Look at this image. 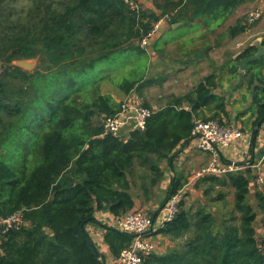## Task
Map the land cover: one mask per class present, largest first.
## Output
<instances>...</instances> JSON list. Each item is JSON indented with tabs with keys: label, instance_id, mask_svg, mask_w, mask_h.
Wrapping results in <instances>:
<instances>
[{
	"label": "trees",
	"instance_id": "trees-1",
	"mask_svg": "<svg viewBox=\"0 0 264 264\" xmlns=\"http://www.w3.org/2000/svg\"><path fill=\"white\" fill-rule=\"evenodd\" d=\"M151 1L155 11L132 8L125 0H0V219L21 215L19 223L0 228V264H106L84 229L97 224V212L121 217L138 209L139 201L153 203L167 168L174 173L171 184L159 209L149 214L155 222L170 199L180 195L174 217L158 230L174 246L147 255L142 264H264V219L259 232L257 213L248 203L251 170L209 175L194 184L205 185L212 202L225 200L224 190L232 189L231 218H217L205 206L183 199L188 178L177 172L176 155L192 139L199 113L211 110L203 121L230 119L225 94L216 93L221 84L216 73L191 91L171 96L158 110L144 104L153 110L146 129L127 138L104 134V118L120 108L111 95L100 93L111 77L103 73L94 79L87 88L93 91L91 101L83 99L87 91L73 89L99 62L119 52L144 53L139 43L161 19L167 17L170 27L199 19L207 27L221 25L251 0ZM250 28L238 19L227 33L234 39ZM255 53V46L247 47L221 72L236 78V62ZM38 57L41 68L32 72L14 65ZM263 64L264 56L251 63L236 87L246 85L252 94L253 143L264 123V75L251 71ZM143 74L118 88L125 96L142 91L151 84ZM255 79L259 85L252 93ZM56 82L59 88L53 89ZM256 197L264 213V196L257 192ZM102 228L114 258L131 246L132 235Z\"/></svg>",
	"mask_w": 264,
	"mask_h": 264
},
{
	"label": "crops",
	"instance_id": "crops-1",
	"mask_svg": "<svg viewBox=\"0 0 264 264\" xmlns=\"http://www.w3.org/2000/svg\"><path fill=\"white\" fill-rule=\"evenodd\" d=\"M138 5H140L143 10L155 11L153 2L151 0H138ZM263 23L260 25L259 31L255 33L256 38L250 41L249 46H254L255 42L258 40L260 41V43H262V40L264 39ZM217 26H219L218 22H211L207 27L205 26L203 20L202 22L196 21L188 26L184 25L183 23H178L177 27H170L166 22L162 27V31L160 32L159 36L156 37L150 44L149 49H143L144 53L142 54L150 56L152 55L151 59L153 61L151 60V62L153 63V70L156 71V69L158 68V70L160 71V64L162 65L163 71L165 70L163 81L157 82L153 80L151 82L153 87L162 85L165 86L168 85L167 82H169L170 88L173 86L174 88H178L174 91H171L170 94L166 91L164 93L166 94V96L159 94L158 96L153 97L154 101L151 102L152 108L153 110H158L161 108L160 106L162 103L160 102L159 105H157L155 102L156 99L160 100L164 97L163 104L166 105L171 96H181L191 91L204 77L216 73V75H218L217 82L219 83V79L221 80V84H218L220 86L216 90V93L225 94L227 102L229 104L228 111L230 114V120L235 127L240 128L244 133L243 138L238 140L230 150L223 152V156L225 155L228 160L236 161L240 165H252L261 162H263L264 164V123L259 129V133L255 143H253L252 134L255 131H253V128L257 115L254 114V109H249L252 106V94L247 92L246 85L238 90H236V87L238 85L233 90H229L230 86L235 83L236 78H233L232 75L228 72H221L219 50L223 48L222 46H224V43L228 42L230 39L229 37L226 39H222L219 33L215 32ZM182 29H191V31L186 32L185 35H180L171 39L164 40L165 34L172 31L177 33ZM204 43H206V47L204 46ZM181 47H184L183 51L181 52L182 54L177 51V49ZM159 48H162V50L156 52V50H158ZM207 48H210L208 52H206ZM246 48L240 50L239 53ZM197 51L199 52V54H195ZM174 53H176V55ZM226 54L230 55L228 51L226 52ZM182 56L183 58L185 57L186 60H183ZM228 59L229 57L227 56V63L230 61H228ZM235 59L236 55L232 54L231 60L234 61ZM172 71H175V73H173ZM251 72H256L264 75V64L262 66L256 67V69H253ZM168 74H170V76ZM246 74L247 72L242 73V75ZM144 90L145 89L139 92H143ZM236 93L237 95H235ZM243 96H247V99L243 100ZM240 113H245V115H243L241 118H237ZM211 116V110L204 109L199 113L197 120H202ZM128 136L124 134L122 138H127ZM195 148L196 142L192 141L189 146L185 147L184 149H179L176 155L177 159H179L180 161L185 159L188 160L189 167L193 169L189 177L192 175V173L207 165L210 159L209 154L199 152ZM171 172L173 177L174 173L172 169ZM167 175L168 170L165 174V179H167ZM172 177L171 179L168 178V181H170L167 186L168 188L171 184ZM162 188L164 189V186ZM158 209L159 206L156 205L153 211H156ZM95 219L100 225H89L86 230L94 241L99 252L105 257L106 264H116L115 258L110 254L109 247L103 241L105 230L102 228V226H114L116 217L110 212L100 211L95 214ZM158 230L159 228L157 222L154 225V230L151 236L158 243L157 251L163 252L167 247L166 245H168V240L163 238L158 233Z\"/></svg>",
	"mask_w": 264,
	"mask_h": 264
},
{
	"label": "rangeland",
	"instance_id": "rangeland-1",
	"mask_svg": "<svg viewBox=\"0 0 264 264\" xmlns=\"http://www.w3.org/2000/svg\"><path fill=\"white\" fill-rule=\"evenodd\" d=\"M256 11L262 12L263 15L258 20L252 22L253 23L252 24L249 22V15ZM238 19L243 20V22L249 25L251 28L248 29L249 30L248 32L234 38L233 40V38H231L228 35L227 30L230 26H233L234 24H236ZM197 21L202 22V19H199ZM263 22H264V0H251L244 7H240L234 15L226 19L221 25L217 26L215 32H218L222 39H226L228 37L230 39L228 42L224 43V46H222L223 48L219 50V56H220L219 62H220L221 68L223 67V65L227 63V60H226L227 56L229 57L228 59L229 61L232 59V54H235L237 56L240 50L249 46L250 41L256 38L255 33L259 31L260 25ZM263 27H264V23H263ZM188 31H191V29L190 30L182 29L178 31L177 33L173 31L169 32L165 34L164 40L171 39V38H174L180 35H185L186 32ZM204 46L206 47V43H204ZM183 49L184 47H181L177 49V51L181 53ZM160 50H162V48H159L158 50H156V52L157 51L159 52ZM227 51L230 53V55L226 54ZM174 54L176 55V53ZM195 54H199V52L197 51ZM151 56L139 53L137 51L119 52L113 55L112 57L99 62L92 70H90L87 73V75L85 74L83 76L84 84L83 85L79 84L73 89L75 90L81 89L84 92L87 91V88L89 86L93 87L92 84H93L94 79L99 77L100 75H103L104 73L106 76L111 77V80L106 78L103 81L100 87V93L111 95L118 104H120L121 102L127 99H133L137 103H140L143 105L148 104L152 107L151 102L154 101L153 97H156L159 94L166 96V94H164L166 91L167 93L170 94L171 91H174L178 88H174V86L170 88L169 82H167L168 85H165V86L162 85L158 87L157 86L153 87L151 83L145 87V90L143 92H139L138 90H135L129 96H125L123 92L118 88V85L124 80H130V79L134 80L137 78L138 75H142L143 73H144L143 74L144 82H147V81L152 82L153 80L157 82H162L164 79L165 70L163 71L161 64L159 66L160 71L158 70V68L156 69V71L153 70V63L151 62L152 60ZM183 60H186V58L184 57ZM28 63L31 65V68L27 69L26 71L32 72L36 70L37 68H41V59L39 57L34 59L33 61H29ZM172 72L175 73V71H172ZM168 75L170 76V74ZM58 86L59 85L56 82L55 85H52V88L58 89L59 88ZM235 95H237V93ZM93 96H94L93 91L92 92L87 91L85 92L83 99L91 101ZM163 100H164V97L163 99H160V100L156 99L155 102L157 105H159V103L161 102L162 104L160 107H162L164 106ZM96 121L101 123L102 119L98 118L96 119ZM225 122H226L225 125L229 127H235L232 124V121L230 119H228L227 121L225 120ZM22 146L23 145H21V147ZM175 163H176L175 166H176L177 172L183 174L184 178L187 179L191 171L193 170L189 167L188 160L185 159V160L180 161L179 159H177V156H176ZM164 165L165 164H163V166ZM166 170H168L167 179H165L164 182H162L161 188H159V190L156 189L157 196H155L154 202L150 204H143L141 201H139L138 206H137L138 209L143 210L145 213L149 214L150 212L154 210L156 205L160 206L162 200L165 198L166 193L168 191L167 186L170 182L168 181L169 180L168 178L171 179L172 177L171 169L167 168ZM250 176H251V173H250ZM163 186H164V189L162 188ZM204 186L205 185H200V186L197 184L192 185L189 188V190H187V192L185 191V193L187 194L183 197V199L185 200L187 205H193L194 207L203 205L207 208L208 211H211L212 213L216 214L217 218H224V217L231 218V216L234 213V209H235L233 190L232 189L224 190L225 200L212 202L210 200L212 195L206 196L204 194V190L206 189ZM218 190L219 189H217L215 193L214 192L212 193L214 197H217ZM257 192H261L264 196V185L260 188L255 187L254 189H251L249 197H248V203L254 208L255 212L257 213L255 227L259 232H262L260 227H262V220L264 219V213L259 208V200L256 197ZM183 194L184 193H182L181 196ZM180 199L181 197L179 196V200ZM235 215H237V217L239 216L238 213H235ZM166 246L167 247L165 251H167V248L169 249L170 247L174 246V243L170 241L168 245ZM157 248H158V243H157Z\"/></svg>",
	"mask_w": 264,
	"mask_h": 264
},
{
	"label": "built area",
	"instance_id": "built-area-1",
	"mask_svg": "<svg viewBox=\"0 0 264 264\" xmlns=\"http://www.w3.org/2000/svg\"><path fill=\"white\" fill-rule=\"evenodd\" d=\"M125 2L129 3L132 8L139 7L135 0H125ZM262 15V12L259 11L251 13L249 22L252 23L258 20ZM167 19L165 17L154 24L152 30L142 38L139 43L142 49H149L152 41L159 36ZM152 114V109L135 102L133 99H127L120 103V108L115 115L104 118V134L123 137L124 134L128 136L133 131H144ZM225 123V119L195 121V128L192 132V141L196 142L195 149L209 154L210 159L207 165L192 173L185 189H189L205 176H224L233 172L246 173L247 170L252 172L250 177L252 181L251 189L260 188L264 185L263 162L252 165H240L236 161L228 160L225 155L223 156V152L230 150L244 136L240 128L229 127ZM179 196L177 194L172 197L167 205L160 210L161 214L159 213L158 221L154 222L151 215L140 209L128 212L121 217H116L112 227L122 233L133 236L131 246L123 249L120 255L115 258L116 264H142L147 255L157 250V241L151 236L154 225L158 222V228H161L165 222L170 221L174 217L177 212ZM20 218L21 215H15L8 219H0V228L2 226L10 228L19 223Z\"/></svg>",
	"mask_w": 264,
	"mask_h": 264
},
{
	"label": "water",
	"instance_id": "water-1",
	"mask_svg": "<svg viewBox=\"0 0 264 264\" xmlns=\"http://www.w3.org/2000/svg\"><path fill=\"white\" fill-rule=\"evenodd\" d=\"M174 27H177V24L174 25ZM254 46L257 48V53H255L254 55L250 56V57H247L245 58L244 60L242 61H238L236 62V64L239 66V71H240V74L237 75L236 77V81L234 84H232L229 88V90H233L237 85L240 84L241 80H242V73H246L248 70H249V65L255 61H259L262 59V57L264 56V46L262 45V43H260V41H256ZM34 59H31V60H18V61H15L14 62V65L24 69V70H27L29 68H31V65L28 63L29 61H33ZM0 73H1V67H0ZM258 80L255 79V83L254 85L252 86V89L251 91L253 92L256 87L258 86ZM193 139V137H192ZM192 139L183 147H181L180 149H184L185 147L189 146V144L191 143ZM94 222H96L97 224L98 221L94 218L93 219ZM84 234L88 240V242L90 243L95 255L97 256V258L99 260H102L103 258V255L99 252V250L97 249L94 241L92 240L91 236L89 235V233L87 232L86 229H84Z\"/></svg>",
	"mask_w": 264,
	"mask_h": 264
}]
</instances>
